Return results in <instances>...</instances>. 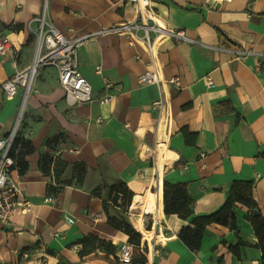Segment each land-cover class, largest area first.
Wrapping results in <instances>:
<instances>
[{
	"label": "crops",
	"instance_id": "obj_1",
	"mask_svg": "<svg viewBox=\"0 0 264 264\" xmlns=\"http://www.w3.org/2000/svg\"><path fill=\"white\" fill-rule=\"evenodd\" d=\"M151 2L160 24L183 29L197 41H157L152 66L161 84L138 80L151 67L142 40L125 30L102 31L131 21L134 4L46 0L45 19L65 36L92 34L79 45L77 57L93 100L68 104L52 67H42L34 79L20 128L33 151L25 156L24 173L12 172L31 207L16 208L8 223L0 222V264H108L103 258L80 260L77 242L90 235L117 246L127 241L107 222L102 207L103 188L117 182L132 192L126 214L141 233V243L147 249L156 245L153 264H259L261 252L246 206L236 207L238 236L212 223L205 227L200 248L191 251L178 238L190 220L164 213L162 189L163 181L185 183L193 215H201L225 202L234 179L252 180V196L264 216V3ZM43 6L44 0H0V36L11 44L7 54H0V81L33 62L32 30L38 23L32 18ZM20 91L18 86L13 95ZM104 96L110 100L102 102ZM8 98L0 91V139L12 130L22 100L14 98L5 106ZM158 98L169 110L162 145H156L159 113L151 107ZM182 128L195 134L194 144L185 142ZM43 154L51 157L47 172L40 167ZM75 164L86 170L80 183L74 178ZM96 187L100 197L92 191ZM142 203L150 204V210L142 212ZM238 238L249 244L239 246L236 256L228 246Z\"/></svg>",
	"mask_w": 264,
	"mask_h": 264
},
{
	"label": "built area",
	"instance_id": "obj_2",
	"mask_svg": "<svg viewBox=\"0 0 264 264\" xmlns=\"http://www.w3.org/2000/svg\"><path fill=\"white\" fill-rule=\"evenodd\" d=\"M134 4L136 14L135 17L128 22L118 26H112L102 31L125 30L130 34L144 42L146 49L150 55V68H146L138 75V80L145 84H161V76L156 68H154L153 60L156 54V43L161 38H171L176 42L186 40L196 43V39L187 36L185 30L170 28L158 22V14L154 10L151 0H128ZM212 2L230 1V0H209ZM261 1L264 0H254ZM45 2L42 13L35 16L38 24L33 31L35 37V51L33 62L24 69L15 72L6 80L0 81V91L5 97H11L17 90L18 86H24L27 92L26 80L33 64L35 71L38 66H49L54 68L57 75L59 85L64 91V99L68 104L87 103L93 100L92 91L89 81L82 75L78 66L77 51L82 41L92 35L83 34L75 37L65 36L53 23L47 21L45 15ZM11 44L5 36H0V54L4 55L10 51ZM96 73L100 72L97 66ZM210 84V78H207ZM109 85V84H108ZM25 95V94H24ZM111 96H104L102 102L110 100ZM151 107L159 113L161 126L159 129L160 137L156 145H162L164 138L167 136V122L169 118V110L162 98L155 99L151 102ZM159 123V122H158ZM13 136L11 132L9 136L0 139V222L8 223V220L16 208L28 210L31 207L30 201L23 195L20 182L12 175L14 170V158L10 155ZM67 222L72 223L73 219L65 216ZM141 245H143L141 243ZM156 245L153 243L147 249L146 257L148 264H153V256L157 252ZM134 245L128 241L120 244L117 257L121 263L130 262L133 254Z\"/></svg>",
	"mask_w": 264,
	"mask_h": 264
},
{
	"label": "trees",
	"instance_id": "obj_3",
	"mask_svg": "<svg viewBox=\"0 0 264 264\" xmlns=\"http://www.w3.org/2000/svg\"><path fill=\"white\" fill-rule=\"evenodd\" d=\"M230 110H234L232 107ZM185 142L194 144V133H189L187 128H182ZM192 137V139H190ZM57 138V137H56ZM58 139V138H57ZM33 151V147L28 140L21 138L20 133L14 137L10 155L14 158V169L19 174H23L27 162L25 156ZM51 157L48 154H43L40 159V167L44 172L48 171V161ZM76 168L75 179L77 183L82 181L86 172L82 164H75ZM69 183V181H66ZM254 181L234 179L231 183L228 196L225 202L215 211L208 214L193 215L192 199L189 196L185 183H172L163 181L162 197H163V211L166 215L176 214L179 218L190 220L189 225H182L178 232V238L191 251H196L200 248L201 239L205 227L212 223H218L228 226L233 233L238 236L239 228L236 218V207L242 204L248 208L247 220L251 224L254 235L257 239L255 246L260 249L261 255L259 264H264V216L261 214L258 204L253 199L252 188ZM93 193L100 197V187H96ZM114 192L127 198L126 209L130 205L132 192L128 191L124 182H117L108 186V195L102 199V207L106 213L107 222L114 228L122 231L127 235V241L134 245L132 258L130 264H146L147 263V246L141 245V233L132 225L125 212H121V206L116 202H111V197ZM114 208L115 214H111L109 209ZM254 210L257 212L254 213ZM81 244V249L78 252L80 260H87L93 258H103L108 264H120L118 260L117 251L120 246L113 243L111 240L98 238L96 236H84L78 240ZM249 243L238 238L236 245H229L228 249L239 256V246H246ZM136 248V249H135ZM102 250L103 255L98 256L94 254L96 250ZM73 264V263H66Z\"/></svg>",
	"mask_w": 264,
	"mask_h": 264
},
{
	"label": "bare ground",
	"instance_id": "obj_4",
	"mask_svg": "<svg viewBox=\"0 0 264 264\" xmlns=\"http://www.w3.org/2000/svg\"><path fill=\"white\" fill-rule=\"evenodd\" d=\"M34 76H35V64L32 65V67L30 69V72L28 74V78L26 80L27 92L25 93V95H24V97L22 99V102L20 104V107H19V109L17 111V115H16L12 130H11V136H14L16 134V132H17V129H18V126L20 124V120L22 118V114H23V111H24V107H25V104H26V99H27L28 94H29V92L31 90V86H32V83H33V80H34ZM141 207H142L141 208L142 212H146V211L150 210L149 209L150 204H149V207H147V204L142 203ZM137 218L139 220L138 221L139 222L138 226L141 227V222H140V220H141L140 218L141 217H140V215L137 216ZM143 232H144L145 235H149L150 234L149 232L145 231L144 229H143Z\"/></svg>",
	"mask_w": 264,
	"mask_h": 264
},
{
	"label": "rangeland",
	"instance_id": "obj_5",
	"mask_svg": "<svg viewBox=\"0 0 264 264\" xmlns=\"http://www.w3.org/2000/svg\"><path fill=\"white\" fill-rule=\"evenodd\" d=\"M42 67H45V66H38V67H37V70L35 71L34 79L36 78L38 72L41 70ZM33 81H34V80H33ZM20 88H21V91L19 92V96L17 95V97H15V96H16V94H15V95L9 97V98L6 100L5 106H6L8 103H10L11 100L14 99V98H18V100H20V98H21V96H22V99H23V96H24V93H25V87H24V86H20ZM31 88H32V86H31ZM21 93H22V94H21ZM18 100H17V102H18ZM21 102H22V100H20V103H21ZM19 105H20V104H19ZM18 109H19V106H18ZM4 123H5V122H3V119H2V121H1V126H2V127H4ZM21 123H22V119L20 120V124H19V126H18V129H17L16 134L13 136V140H14V137H15V136H18V134L20 133ZM10 132H11V130H10ZM10 132L6 133L5 136H9V135H10ZM103 189H104L103 197H107V195H108V189H107V188H103ZM103 189H102V191H103ZM126 201H127V198L124 197L123 199H121L120 203H119V200H118V202H116V203L119 204V205L121 206V212H122V213L125 212L124 214L127 216V214H126V211H127V210H125V209H126V206H125V205H126ZM109 211H110L111 214H115V212H114V208H113V207H110ZM127 218H128V217H127ZM141 237H142V236H141ZM135 249H136V248H135Z\"/></svg>",
	"mask_w": 264,
	"mask_h": 264
},
{
	"label": "water",
	"instance_id": "obj_6",
	"mask_svg": "<svg viewBox=\"0 0 264 264\" xmlns=\"http://www.w3.org/2000/svg\"><path fill=\"white\" fill-rule=\"evenodd\" d=\"M25 93H26V91H25ZM118 199H119V193H118V192H114V193L112 194L111 201H112V202H117ZM256 212H257V211L254 210V213H256Z\"/></svg>",
	"mask_w": 264,
	"mask_h": 264
}]
</instances>
